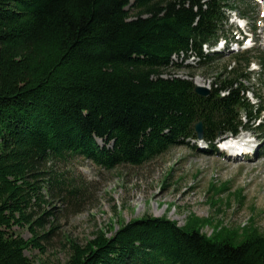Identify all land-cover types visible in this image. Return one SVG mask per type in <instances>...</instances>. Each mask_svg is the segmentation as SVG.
I'll use <instances>...</instances> for the list:
<instances>
[{"label":"trees","instance_id":"trees-1","mask_svg":"<svg viewBox=\"0 0 264 264\" xmlns=\"http://www.w3.org/2000/svg\"><path fill=\"white\" fill-rule=\"evenodd\" d=\"M232 10L246 16L253 8L247 0H0V264H32L25 250H42L53 232L39 235L52 213L36 211L44 187L66 189L59 175L45 177L53 159L139 165L197 140L196 122L210 147L255 123L264 142V97H245L254 57L264 88L261 50L234 53L206 96L191 75L171 72L178 58L203 67L222 57L203 46L227 36ZM208 222L132 219L110 236L99 230L84 245L71 241L64 264H264V233L217 224L206 235Z\"/></svg>","mask_w":264,"mask_h":264},{"label":"rangeland","instance_id":"rangeland-1","mask_svg":"<svg viewBox=\"0 0 264 264\" xmlns=\"http://www.w3.org/2000/svg\"><path fill=\"white\" fill-rule=\"evenodd\" d=\"M251 1L254 10L242 17V22L254 27L251 49L263 51L264 28L259 25L264 23L261 17L264 10L262 5ZM234 15L236 12L229 14L225 27L228 38L236 28ZM245 47L243 44L239 50ZM232 56L233 53H224L203 67L196 66L193 57L182 61L178 58L174 61L181 67L171 72L185 78L191 75L195 84L210 88L223 66L232 65ZM252 64H259L255 57L249 68ZM257 78L251 79L254 86L245 93L252 103L257 101L255 93L264 95ZM243 82L248 85V81ZM254 125L250 132L240 130V133H249L256 150L251 159L233 160L225 157L216 145L210 147L200 140L172 145L139 165L122 164L112 169L100 167L79 155L47 162L43 167L46 179L52 174L59 175L66 189L54 186L51 191L45 187L41 190L45 202L36 211L50 210L52 215L39 235L49 232L51 227L54 230L40 240L42 250L29 248L25 255L32 264H64L71 241L84 245L99 230L110 236L122 223L144 216H165L178 226H184L192 216L208 219L201 227L206 235H211L217 224L228 228L250 224L264 233V143L262 136L252 129ZM198 144H207L208 150L201 151ZM222 183L225 184L220 186ZM210 185L215 186L211 191ZM70 189L72 192H68ZM14 229L25 239L31 236L26 227Z\"/></svg>","mask_w":264,"mask_h":264},{"label":"water","instance_id":"water-1","mask_svg":"<svg viewBox=\"0 0 264 264\" xmlns=\"http://www.w3.org/2000/svg\"><path fill=\"white\" fill-rule=\"evenodd\" d=\"M194 90L198 95H201V96H206L209 93V88L207 86H202L199 84H195ZM195 129H196L198 138H201L202 137L201 122L195 123Z\"/></svg>","mask_w":264,"mask_h":264},{"label":"bare ground","instance_id":"bare-ground-1","mask_svg":"<svg viewBox=\"0 0 264 264\" xmlns=\"http://www.w3.org/2000/svg\"><path fill=\"white\" fill-rule=\"evenodd\" d=\"M235 152H236V148H232V149H231V154H230V156H231V157L234 156ZM237 156H238V157L233 158V160H234V159H239V160H241V159L244 158V157L242 158L241 154H238ZM240 156H241V158H239ZM225 157H226V156H225ZM229 158H230V157H229Z\"/></svg>","mask_w":264,"mask_h":264}]
</instances>
